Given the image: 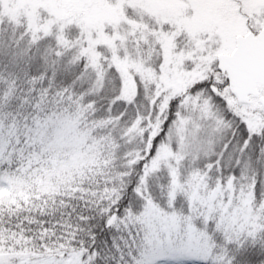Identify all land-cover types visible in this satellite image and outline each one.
I'll list each match as a JSON object with an SVG mask.
<instances>
[{"label": "snow or ice", "instance_id": "snow-or-ice-1", "mask_svg": "<svg viewBox=\"0 0 264 264\" xmlns=\"http://www.w3.org/2000/svg\"><path fill=\"white\" fill-rule=\"evenodd\" d=\"M0 264H264V0H0Z\"/></svg>", "mask_w": 264, "mask_h": 264}]
</instances>
